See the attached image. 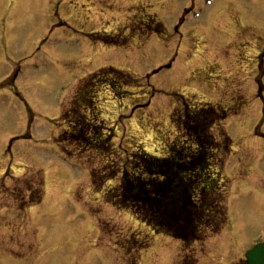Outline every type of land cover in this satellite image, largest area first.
<instances>
[{
	"label": "rangeland",
	"instance_id": "obj_1",
	"mask_svg": "<svg viewBox=\"0 0 264 264\" xmlns=\"http://www.w3.org/2000/svg\"><path fill=\"white\" fill-rule=\"evenodd\" d=\"M109 67L139 79L120 96L101 88L100 119L114 131V152L62 155L54 139L63 102L79 80ZM172 94L225 110L214 133L231 145L228 158L221 153L227 223L183 253L179 241L107 203L90 176L106 181L140 149L163 156L180 139ZM28 171L42 172L44 196L20 212ZM258 242L264 0H0V264H184L182 255L187 264H237Z\"/></svg>",
	"mask_w": 264,
	"mask_h": 264
},
{
	"label": "trees",
	"instance_id": "obj_2",
	"mask_svg": "<svg viewBox=\"0 0 264 264\" xmlns=\"http://www.w3.org/2000/svg\"><path fill=\"white\" fill-rule=\"evenodd\" d=\"M136 81L113 68L98 70L79 81L58 121L55 143L62 153L69 155V148H73L79 150L77 154L89 152L108 159L115 150V135L100 119L98 94L106 87L120 96V90ZM175 96L177 107L170 120L180 139L167 146L166 154L154 157L140 149L116 175L97 181L99 176L92 173L91 180L93 186L103 189L105 182L121 174L118 183L105 190L107 201L117 209L127 208L155 234L179 240L184 250L190 243L217 234L226 223L228 182L221 174V153L225 151V157L231 145L225 148L220 140L224 134L214 133L228 116L225 110L212 105L191 106L190 100ZM24 183L29 195L25 206L39 204L44 194L41 173H29Z\"/></svg>",
	"mask_w": 264,
	"mask_h": 264
},
{
	"label": "water",
	"instance_id": "obj_3",
	"mask_svg": "<svg viewBox=\"0 0 264 264\" xmlns=\"http://www.w3.org/2000/svg\"><path fill=\"white\" fill-rule=\"evenodd\" d=\"M247 264H264V245H257L245 254Z\"/></svg>",
	"mask_w": 264,
	"mask_h": 264
}]
</instances>
